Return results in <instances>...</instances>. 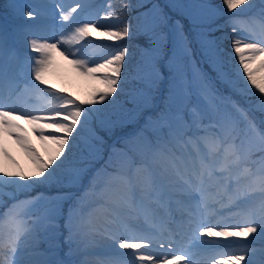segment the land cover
<instances>
[{"label":"snow or ice","instance_id":"6c2138e0","mask_svg":"<svg viewBox=\"0 0 264 264\" xmlns=\"http://www.w3.org/2000/svg\"><path fill=\"white\" fill-rule=\"evenodd\" d=\"M247 3L249 0H222L228 13ZM56 7L61 21L59 39L31 28L22 31L25 39L33 37L27 41L32 64V79L28 83L41 94L50 95L61 103L19 114L17 109L5 110L8 105L5 98L0 96V133L12 137L34 165V170L29 174L0 169V187L14 182L18 188H25L33 183L50 181L63 163L71 141L89 122L90 108L85 106L102 104L113 97L123 79L127 45L116 47L98 63L79 58L70 60L83 75L98 82L99 86L93 88L88 99L77 100L63 89L49 85L45 73L52 64L53 53L59 52L66 59L80 56L83 46L94 43L90 37L98 26V21L77 23L73 13L83 7L81 3H76L69 10L60 4ZM165 7L190 19L195 28L197 18L190 9L202 6L185 3L184 0H170ZM154 8L157 11L147 29L149 42L140 69L142 78L151 86L166 68L170 94L173 97L187 96L189 89L197 85L201 95L209 100L211 115L204 123V116L193 111L191 121L187 122L179 112L173 114L168 108L162 109L156 117L158 134L155 140L145 142L139 151V160L126 154L124 160L114 162L110 158L104 168L97 170L90 187L69 207L63 225L68 232L65 240L71 243L77 236L96 232V221L102 217L104 231L110 240H119V248L132 250L130 255L135 257V260L118 264H194L193 257L197 251L213 246L217 238L228 241L230 238L247 239L257 233L264 236V200L258 209H240L229 216L221 214V210L228 207L239 209L251 192L259 191L264 196V130L257 129L251 121L245 124L247 117L243 113L241 118H237L231 112L221 110L220 105L227 97L218 94L215 81L202 66L206 64L222 82L229 78L230 71L232 75L243 78L259 94L260 102L264 105V36L256 42H246L244 37L235 35L240 29L233 24L231 51L234 57L229 58H234L236 64L232 69L225 68L220 50L203 39L198 40L202 59L197 64L193 59L192 40L184 25L178 19L173 20L159 6ZM23 11L29 19L34 18L31 6H25ZM118 18L119 13L115 12L103 17ZM169 21V31H160L163 26L169 25ZM103 35L115 43L128 38L131 28L125 23L122 29L110 27ZM200 36L202 33L197 32V37ZM252 38L256 39L254 36ZM52 39L55 42L50 43ZM165 46L167 53L164 52ZM165 57L166 63L159 64ZM190 66L193 69L191 80L187 72ZM41 85L44 87L41 88ZM19 120H26L32 126V132L46 146L47 158L41 156L31 143ZM0 152L5 157L9 155L4 148H0ZM254 154L257 155L256 160L252 159ZM13 177L18 179L11 181ZM176 190L189 199L184 206L187 219L181 227L190 235L178 249L183 255H172L168 259L170 252L167 251L164 255L145 253L143 249L151 248L157 234L163 235L168 231V220L152 213L149 205L167 208L170 193ZM216 204L220 205V209L215 208ZM139 216H143L148 225V234L129 235V232H137L135 221ZM233 216L242 219L231 223L229 221ZM111 226H123L126 231L121 236ZM59 228L54 212L48 211L33 218L21 205H13L0 217V264H48L43 260L26 262L23 250L30 248L35 254L36 247L43 239L50 242L58 239ZM174 235L176 233L169 232V237ZM173 242L170 239L168 249H172ZM160 248H165L164 243L160 244ZM240 251L243 254L219 252L216 255L220 258H213L212 264H242V261L250 264L246 256L250 255L251 250L245 247Z\"/></svg>","mask_w":264,"mask_h":264},{"label":"rangeland","instance_id":"374dc122","mask_svg":"<svg viewBox=\"0 0 264 264\" xmlns=\"http://www.w3.org/2000/svg\"><path fill=\"white\" fill-rule=\"evenodd\" d=\"M89 1L91 0H0V11L6 19H8L10 22H13L14 27H12L15 30L14 35H11V32L9 30L8 33L4 36L0 35V96H3L5 98V103L8 105L5 110L17 109L19 114H23L25 111L46 109L52 107L54 104L61 103V101L55 100L50 95L41 94L37 90L33 89L28 83L29 80L32 79V64L29 56L31 49L27 41L31 40L33 37L28 36L27 39H25L22 30L25 28H30L29 24L33 23L37 25V29L34 30L49 36H54L55 39H59L61 21L59 9L56 7V5H63L65 7V10H69L71 8H74L76 3H81L84 6V4ZM165 1L167 4L170 2V0ZM184 2L192 5L202 6L193 7L192 9H190V12L197 18L195 28H193L192 21L190 19L185 16H181L183 21H187L189 23L191 32L193 33L192 36H189V39L192 40V44L194 43L200 46L198 40L203 39L204 41L211 42L213 47L220 50L223 60L228 59L230 56L234 57V53H232L231 51V43H227L228 47H224L221 43L220 37L215 39L212 35L206 34V26L202 27V25L200 24L202 22L204 23V25L209 24L210 20L207 13L211 12V19H214L215 9L207 8L204 0H184ZM31 3L37 4L39 7L36 5H32ZM25 6H31L33 12L35 13L34 18L29 19L24 15L23 10L25 9ZM154 6L155 4L151 2L147 7L143 9L144 11L142 10L143 12L140 13L139 19L144 21L142 24H138V27L142 31L140 36L144 37V40L146 38L148 39V35L150 33H148L147 29L157 11ZM82 8L77 9L76 12L73 13L78 24L82 22L98 21V26L93 29L92 36L90 37V39L93 40L94 43L83 46L81 48V55L78 57H68L66 59L65 56L60 55L59 52H54L52 64L45 73V79L49 81V85L54 86L56 89H63L64 91L70 93L77 100L88 99L93 88L99 85L95 79L83 75L78 69H76L70 63V60L73 58H79L88 59L97 63L100 62L109 54L106 49L112 47L111 41L107 36L103 35V33L110 27L115 29L120 28L121 26L120 21L116 23L115 21H113V19H103L106 14L111 15L112 12L118 13L111 0L104 1L101 7L96 10L95 15H89L87 11H82ZM40 13H43V16ZM44 17H46V20L49 22L50 29L48 30L45 29V24L43 23ZM215 25L216 23L209 24L208 29L211 30L215 27ZM197 32L202 33V36L197 37ZM1 33L2 32L0 31V34ZM134 33L135 30L131 33V38L129 40H122V44L126 43L128 50L126 57L127 64H124L123 70V75L126 74L127 79L128 77L131 78L132 76H135V74L133 73H136V65L142 67L145 57L144 46H142V48L140 47L137 52H133V50L138 48V46L136 45V41V44H133L135 38ZM55 39L49 40V42H55ZM6 46H8V48L7 52L5 53ZM102 52H104V54L100 57V53ZM130 56L134 57L132 61H130ZM229 60L230 64H236V60L234 58H229ZM130 62H133L132 66L128 65V63ZM159 64H164L163 59L159 61ZM89 66L92 65L89 64ZM231 69L232 68H230L229 70ZM210 75L215 81L214 87L218 90V92L220 94L226 92L228 95V102L239 109L240 115L241 113L246 115L247 120L244 123L246 124L248 121H251L250 116H252L254 118V125L257 127V129L264 130V124L261 123L262 119L261 115L259 114V110L257 109V111L254 112L253 108H249L252 96L248 93L244 94V91L240 90L237 93L233 92V88L235 85L234 83L237 79V76L232 75L230 71L229 78L225 82H222L220 79L216 78L215 74L210 73ZM162 77L163 76L161 75L159 77V80ZM122 83L124 82L122 81ZM40 87L43 88L44 86L41 85ZM138 87L132 88L130 89V91H134L135 93L138 90ZM250 89V85H244L245 91H249ZM119 90L120 89H118V91ZM116 93L114 95L117 96L118 93ZM114 95L113 97L108 98L102 104L85 106L90 108L89 122L84 128L81 129L80 133L75 137V139L71 141L70 147L66 149L65 158H63V161L65 163H68L69 165H74L78 163H73V160H81V167L83 165L82 168L84 169L80 167L79 169L81 171L75 170L72 172H68V176H70L68 179L60 178L59 174L64 173L56 170L54 177L50 181L33 183L25 188H18L14 182L7 183L12 186H6L5 188L12 189L13 194H18L20 196H16V198L12 200V206L21 205L23 210L28 211L32 214L33 218H35L36 216H41L48 211H52L56 214L57 222L60 225V228L57 230L58 239L51 242L47 239H43L36 247L35 254H33L32 249L30 248H25L23 250V259L26 262L43 260L47 261L48 264H109L108 262L104 261V258L100 257L101 255L98 252H95L96 244H94V239L96 236L101 238L103 237L106 242L112 245H119V240H110V238L104 231L105 222L102 217H99L96 221V232L92 233L91 235L77 236L76 239L71 243L65 240L68 232L63 227V225L64 219L67 217L69 207L79 196H81V194L86 189L90 187V181L97 170L104 168L108 164L110 158L114 162L116 160L125 159L123 151H110L109 153L105 154V149L107 148V146L102 143L100 134L96 131V128L101 129L102 127H104L106 130H102L109 134V131L111 132L112 129L110 128L111 124H109L111 121L108 120H118V122H120V119H123L120 118L121 114L124 112L123 106L121 105L120 101L115 98ZM118 97L123 99L126 98L127 96L125 90L123 94L118 95ZM179 99L180 96L173 97L172 95H170L169 97H167L168 103L178 101ZM180 106H182V104ZM223 111L231 112L233 115L236 114L235 111L233 112L232 107L228 110L225 109ZM171 112L173 113L172 110ZM175 112H179L182 115L180 111L175 110ZM34 114L43 113L34 112ZM124 122H126V119H123V123ZM18 123L23 126L31 143L37 148L41 156L47 158L46 146L32 132V126L26 120H19ZM148 123L154 124H152V128H147L145 132H150L153 136H157V129L159 127V125L157 124L158 122L155 120H150L148 121ZM163 131H166V129H163ZM78 138L80 139V142L77 143L78 147L75 148L74 141ZM0 148L6 149L9 154L8 157H5L3 153L0 152V169H6L10 172H23L25 174H29L34 170L32 161L12 137L0 133ZM74 150L76 151L74 152ZM74 169H78V167L73 168V170ZM8 179L9 178H6L5 180ZM16 179L18 178L13 177L11 178V181H15ZM57 183L71 184V186L62 190V188L54 187ZM51 187H53L54 189H51ZM55 189L60 193V196L54 195ZM38 191H43L44 196H39L37 194ZM29 193L30 195H28ZM180 193L182 197H178L181 199L182 203L185 205L188 204V197L184 193ZM257 194V191L249 193L247 196L248 202L247 204H243L244 207L251 203L250 207L252 209H258L260 204L258 205L257 200H259V196H262H257ZM196 198L198 199L199 197L197 196ZM242 207L243 206H239V210L244 209ZM215 208L220 209V205L216 204ZM158 209L159 205L157 204L149 205V210L152 213H157ZM232 209L234 211L233 213L239 211H235V209L238 208L232 207ZM223 210L225 211L229 209L221 210V214L226 216L227 214ZM161 213L166 215L167 208L166 211H162ZM241 219L242 218L240 216H233L232 220L229 222L236 223ZM135 224L137 226V232H129V235L148 234L149 228L148 225L144 222L143 216H139L135 221ZM111 227L114 231L119 232L121 236H123L126 231L123 226ZM157 235L155 236V239L158 237ZM156 242L160 244L164 243L160 240H156ZM245 247L251 250L250 255L246 256V260H249L250 264H264V236L260 235L259 233L254 234L247 239L230 238L228 241H223L222 239L217 238V242L213 246L205 247V249H200L199 251H194H197L196 255L198 257H203L206 262H212L213 258H220L218 255H216L219 252L226 251L229 255L243 254V252H241L240 250ZM242 264H245V262L242 261Z\"/></svg>","mask_w":264,"mask_h":264},{"label":"trees","instance_id":"16d2710c","mask_svg":"<svg viewBox=\"0 0 264 264\" xmlns=\"http://www.w3.org/2000/svg\"><path fill=\"white\" fill-rule=\"evenodd\" d=\"M92 1L89 3L86 2V4H84V6H83V9L87 5V3L89 5L90 3H92ZM103 1L104 0H97L94 5H93V3L91 4L94 12L96 9L99 8L98 6H100V4H102ZM111 2L114 5V7L116 8V11L119 13V18L113 19V21H115L116 23L120 21V24H121L120 28H123L125 23L130 24L131 25V33L135 30V33H134L135 38H134L133 44L135 45L137 43L136 45L138 46V48L133 50V52H137L140 49V47L142 48V46H144L146 48V46L148 45L150 34L148 35V39L146 38L144 40V37L140 36L142 31L139 29L138 24H142L144 21V20L139 19L140 13L143 12L144 11L143 9L145 7H147L151 2L154 3L155 6H159V8H162L164 12H166V10H168L171 13L173 20H177V19L180 20V22L184 25L186 32L188 31L187 27L189 28V32H191L189 23L187 21H183V19L180 15H177L176 13L172 12L169 8L165 7V5H167L165 0H111ZM204 2L207 5V8L215 9L214 19H211V12H208L207 14H208V17L210 20L209 24L216 23V25L214 28L209 30L208 29L209 24L204 25L203 22L200 24L202 25V27L206 26L205 27V33L206 34L212 35L215 39L220 37L221 43L224 47H228L227 43L228 44L231 43L232 36L234 35V33L232 32L233 24L238 29H240V31L238 33H235V35L244 37L245 39H247V41H249L253 36L258 35L260 32H262V31L264 32V0H249V3H247L246 5L240 6V8L235 10L233 13H228L226 11L225 7L222 4V0H204ZM31 4H33V3H31ZM253 4H257L258 7L257 8L255 7L254 9H252L250 5H253ZM35 5L38 6L37 4H35ZM10 23H13V22H10ZM170 25H171V21H169L168 27H170ZM2 30H3V25H1V31ZM159 30L165 32V26H163ZM192 35H193V33L191 32V36ZM130 38H131V36H129L128 38H125V39L129 40ZM135 41H136V43H135ZM116 44H118V45H116ZM115 45L116 46H114L113 49L108 48L107 50H109V52H112L115 50V48L117 46H123V45H126V43L122 44V41H117V42H115ZM196 46L198 47V49L201 52L200 46L199 45H196ZM165 50L166 49L164 48V51ZM101 54H103V53H101ZM226 54H227V52H226ZM130 57H131L130 61H132L134 59V57H132V56H130ZM223 61H224L225 68L230 69L231 67L228 66L230 64L229 58L224 59ZM125 63L127 64V62H125ZM128 65L132 66L133 62L128 63ZM202 66L206 72L213 73L216 75V73L212 72L211 69H209L206 64H203ZM140 69H141V67L136 65V73H133V74H135V76H132L131 78L128 77V79H127V75L126 74L123 75L122 81L124 83L121 82L120 87H119L120 90L117 93H118V95L123 94V92L125 90L127 97L123 99V98L118 97V95L117 96L114 95L115 98H117V100L120 101V103L124 109L123 110L124 112L121 114L120 118L126 119V122L123 123V119H120V122H118V120L117 121L116 120H108V121H111L109 124H111L110 128L112 129L111 132L109 131V134H107L106 132H104L102 130V129H105L104 127H102L101 129L96 128V131L100 134V139L104 145H106L108 143V141L110 140V138L112 136H114L115 134H119V133L130 130L132 128L133 123L136 121H139L141 118H142V121L139 125V128L143 127L144 130H146L147 128H152V124H154V123H148V121H150V120L156 121L157 114L162 109H165V108L171 109L173 111V114H176L175 105L171 102L168 103V101H167V97L170 96L169 78L167 77L165 84H164L163 91L161 92L159 101L154 106L155 97H156V94L158 91V86H159L160 80L158 78L157 82L150 86L148 81L146 79L142 78V74L140 72ZM187 72H188V78L191 80L193 78L191 66L188 68ZM144 82H145V84H144ZM243 83L246 84L244 79L241 77H237V79L234 83L235 85L233 88V92L234 93L239 92V90H240L239 87ZM138 86H143V87H138ZM135 87H138V90L135 93H134V91H130V89L135 88ZM251 90L253 91L251 96L257 94L254 89L251 88ZM194 92H196L197 95L198 94L201 95L200 90L198 89L197 85H195V84L189 89V94L187 96H181L182 102L184 101V99L186 97L194 95L193 94ZM217 92H218V90H217ZM243 93L245 94V92H243ZM218 94H220V93L218 92ZM220 95L223 96V94H220ZM201 96H203V95H201ZM251 101H253V104H254L256 110L258 109L260 113H264V106L261 105L260 98L254 99V97H252ZM191 103L192 102L190 100H188L186 105L183 107V110H182V114L185 117H187L186 118L187 122H190L192 119V112L190 110ZM203 116H204V123H207L208 119H206V118L210 116V113H209L207 107H205V109L203 111ZM147 136L150 139L155 140V137H153L152 134H149ZM78 142H80L79 138L74 141V145H75L74 147L75 148L78 147V144H77ZM121 143H123V141L119 140L116 144H113L110 147L111 148L116 147L117 145H120ZM128 149L132 150V148H128ZM76 150H74V152ZM76 157H77V155H76ZM72 162L78 163V164L69 165L68 163H65L63 161L61 166L57 169V170H59V172H63L65 174V175L62 173L59 174L60 178L68 179L70 177V176H68L69 175L68 172H72L75 170L81 171L79 169L81 167V160L75 159ZM75 167H78V169L73 170V168H75ZM82 167H83V165H82ZM82 169H84V168H82ZM6 186H12V185L6 184L3 187H0V210H1L0 214H1V217L3 216V214L6 211H8L9 208L12 207V203H13V201H12L13 199H10V194L13 193V191L10 188H5ZM70 186H71V184L57 183L54 187L55 188H62V190H63V189H66ZM51 189H54V188L51 187ZM47 190H49V189H47ZM54 192H55L54 195L60 196V193L56 189ZM8 193H10V194H8ZM37 194L39 196H44L43 191H38Z\"/></svg>","mask_w":264,"mask_h":264},{"label":"bare ground","instance_id":"6f19581e","mask_svg":"<svg viewBox=\"0 0 264 264\" xmlns=\"http://www.w3.org/2000/svg\"><path fill=\"white\" fill-rule=\"evenodd\" d=\"M156 240L159 239H155L153 240L152 246L151 248H147V249H143V251L145 253H156L159 255H164L165 252H170V254L167 256L168 259H171L172 255H174L171 251V249H161L160 246L158 244H156ZM95 243V249L96 251H99L103 254H105L107 257L109 258H113L115 260H117L118 262H128V261H132L135 260V257L132 255L126 256V252L130 253L132 250H124L119 248V245H112L108 242H106L103 237H98L96 236L94 239ZM176 255V254H175ZM132 257V259L130 258ZM119 259H122L121 261ZM193 262L194 264H205V263H197L196 260L193 258ZM212 264V263H209Z\"/></svg>","mask_w":264,"mask_h":264}]
</instances>
